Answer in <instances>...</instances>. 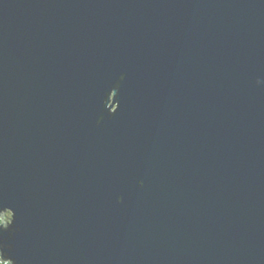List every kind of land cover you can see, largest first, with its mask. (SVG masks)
<instances>
[{"label": "water", "instance_id": "water-1", "mask_svg": "<svg viewBox=\"0 0 264 264\" xmlns=\"http://www.w3.org/2000/svg\"><path fill=\"white\" fill-rule=\"evenodd\" d=\"M8 264H264V0H0Z\"/></svg>", "mask_w": 264, "mask_h": 264}, {"label": "rangeland", "instance_id": "rangeland-1", "mask_svg": "<svg viewBox=\"0 0 264 264\" xmlns=\"http://www.w3.org/2000/svg\"><path fill=\"white\" fill-rule=\"evenodd\" d=\"M1 216L3 217V220H5V222L7 223L10 221L12 214L10 213V211H8L5 212V214H2Z\"/></svg>", "mask_w": 264, "mask_h": 264}, {"label": "trees", "instance_id": "trees-1", "mask_svg": "<svg viewBox=\"0 0 264 264\" xmlns=\"http://www.w3.org/2000/svg\"><path fill=\"white\" fill-rule=\"evenodd\" d=\"M5 214V213H3ZM3 217L1 216L0 217V222L2 221ZM0 264H8L7 262H4V260L2 259V253H1V250H0Z\"/></svg>", "mask_w": 264, "mask_h": 264}]
</instances>
